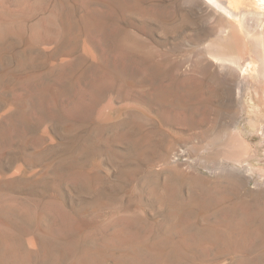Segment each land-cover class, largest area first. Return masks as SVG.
Returning a JSON list of instances; mask_svg holds the SVG:
<instances>
[{"label":"rangeland","instance_id":"obj_1","mask_svg":"<svg viewBox=\"0 0 264 264\" xmlns=\"http://www.w3.org/2000/svg\"><path fill=\"white\" fill-rule=\"evenodd\" d=\"M206 4L219 19L186 0H0V264H264V105L247 85V153L215 148L233 101L202 52L235 19ZM228 219L246 229L204 235Z\"/></svg>","mask_w":264,"mask_h":264},{"label":"bare ground","instance_id":"obj_2","mask_svg":"<svg viewBox=\"0 0 264 264\" xmlns=\"http://www.w3.org/2000/svg\"><path fill=\"white\" fill-rule=\"evenodd\" d=\"M186 1H187L188 5L192 9H194V10L196 9V11L197 10L202 11L204 13V15L209 17V18L207 17L208 19L212 20V19L218 18V16H217L218 14L216 13L217 11L212 10L206 4L207 2L211 3L216 8L221 9V11H223L222 12L223 14L225 12L229 16L228 18L232 17V18L235 19V21L234 22H230V24L227 23V20H226L227 18L226 17L224 18L221 15H220V20L216 19L217 21H219V23L221 25H222V23H221L222 22L221 21L222 18H224L226 20V21H224V20L223 21L225 22V26L227 24H229L228 34L223 38V41H222V38H219V39H221V42H223L222 44H220L219 40L217 39L218 42H214L215 45L211 44V45H209L207 47L205 46L206 49L204 50V52H202V54L205 55V56L207 55L208 57L211 58V60L210 59L208 60V63H205V64H207L206 66H208L207 67L209 69L208 71L213 73L218 78L219 82L222 84V86H223V88L225 90V93L233 101V102L231 101L232 102V106H231V104L229 106V107H232V109L230 111V113H231L230 116H228L229 117V121H228L229 128L232 127L233 129H232L231 133L229 134V136L227 135V137H229V139L223 140L222 142H219L218 144H216L215 148L216 149H218V148L223 149L225 151L226 155H228V156L231 155L232 159H235L236 161H239V158H241L244 154L247 153V151L245 150V140H244L243 134H242L244 130L242 131L241 128H238V126L236 128V124H237L239 118L242 116V111H243V109H242V100H243V97H244V92H246L245 90L248 88L247 85L250 87V91H251V89L253 90L252 94L253 93L257 94L258 92L261 94L260 95L261 104L263 103V105H264V0H206V1L205 0H186ZM226 2H227V4H225ZM243 3L245 4V6H247V8H245ZM185 4H186V2H185ZM200 11H199V13H200ZM245 13L248 16L245 15ZM226 14H224V15H226ZM198 15H201V13L198 14ZM204 15H202L201 17H204ZM207 18H205V19H207ZM216 20H214V21L216 22ZM209 22L211 23V21H209ZM215 22H213V23H215ZM222 26H224V25H222ZM220 27L221 26H219V28ZM221 30L222 29L219 30L220 31L219 33H221ZM243 31H245L248 35L250 33L259 34L253 45H251L248 42L247 37L245 36ZM252 35H254V34H252ZM214 38L216 39V37H214ZM245 55L249 56L250 58H248L247 60H244L245 59ZM205 62H207V60ZM222 92H224V91H222ZM223 97H226V96L224 95ZM230 99H228V101H230ZM263 119H264V114H263ZM238 124H239V122H238ZM258 135H260V140L264 141V125L259 130V134ZM216 151H219V150H216ZM220 158H222V157H220ZM163 171H164L163 168H161L160 170L157 171V174L160 173V175H161V173ZM167 188H169V187H167ZM167 188L165 190H167ZM166 192L163 191L161 194L159 193V195H160V198L162 197V203L161 204L169 206L171 204H170V202H168L167 198L169 197V195L167 197L166 194H165ZM170 196H171V194H170ZM172 196H171V198H173ZM191 200L189 202H192ZM196 200H198V199H196ZM180 202H179V204H181ZM181 211H182V209L179 210L178 207L173 209V213L175 215V217H174L175 220H177V217L180 218L179 217L180 215L178 213H180ZM205 216H206V214H205ZM175 220H174V225H173V223L170 224V225H172L173 229L170 226H169V229L166 226L165 227L169 231H171V229L173 231L175 230V233H177L180 236V238H182L181 237L182 234L180 233V232H182L180 230L181 228L179 229V226L177 225V222ZM229 221H230L229 219L228 220H223V222L221 224H220V222H221L220 221L219 223H217L216 229L214 227H211V228H214V230H212V231H215V232H213V233L211 232V230H210V232H208L209 228H207L205 226V228L207 230L204 228L206 230V233L204 231V233H205L204 235H206L207 238H208V236H211V235L213 236L214 234H217V235H220V236L224 234V236H225V234L228 235L230 233L231 234L230 236H234V235H237V233H239V231H241L242 229H246V225L244 223H241V222L232 223V222H229ZM209 224H212V223H209ZM219 224L221 225L220 226L221 229L218 228ZM214 225H216V224L214 223ZM168 230L166 232L167 236L171 234V233L169 234ZM172 234H174V232ZM206 236H204V238H206ZM177 242H179V241H177ZM199 242H201V241H199ZM185 243H187V242H185ZM185 243L183 244L184 246H185ZM180 244H181V241H180ZM175 245H178V243L174 244V246ZM183 245H180V246L183 247ZM188 246H190V245L188 244ZM188 246H186L184 248L188 249ZM175 248H176V246H175ZM179 248H180V251L183 250L181 247H179ZM159 249L161 250L160 247H157V250H159ZM89 250L91 251L90 248H89ZM171 250L172 249L170 248V251ZM83 251L84 250L82 248V253H83ZM90 251H87L85 249L84 252L89 253ZM95 251H96V249H95ZM176 252H178V251H176ZM84 254H86V253H84ZM89 255H88V257H89ZM91 255H90V257H92V261H93V256H91ZM159 255L161 256L162 254H159ZM159 255L156 257V255L154 254V256L156 258L155 257H153V258L155 260L157 259V261H158V259H160ZM96 256H98V254H96ZM96 256H95V258H96ZM162 256H164V255H162ZM161 258L163 260L165 257L164 258L161 257ZM165 259L168 260V258H165ZM239 259H241V258H239ZM96 260H97V258H96ZM172 260L173 259L170 258V261H172ZM144 261L145 260L143 258L135 259V260H131V259H127V260L117 259L116 260L117 264H144ZM146 261H148V260L146 259ZM155 262L156 261L151 262V263H155ZM163 262H164V260H163ZM164 263H162V264H164ZM168 264H169V261H168Z\"/></svg>","mask_w":264,"mask_h":264}]
</instances>
